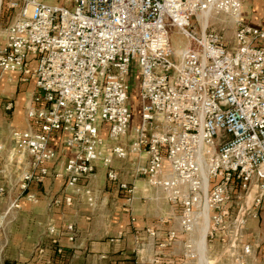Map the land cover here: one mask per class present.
I'll list each match as a JSON object with an SVG mask.
<instances>
[{"label":"built area","instance_id":"1","mask_svg":"<svg viewBox=\"0 0 264 264\" xmlns=\"http://www.w3.org/2000/svg\"><path fill=\"white\" fill-rule=\"evenodd\" d=\"M244 1L0 0V11L15 12L0 36V72L37 89L27 128L12 131L13 149L0 163L2 179L9 166L18 172V194L0 211V232L23 200H38L33 186L50 177L63 182L51 207L72 206L81 189L91 197L88 182L100 166L131 203L136 187L114 163L132 160L133 175L178 210V228L160 248L182 234L181 263L195 260L192 234L207 213V238L222 242L234 264H249L248 223L264 224V27L245 21ZM213 14L231 17L232 41L211 28ZM171 28L187 39L180 52ZM132 79L140 105L135 124ZM44 234L61 254L60 238L74 241L77 228L49 222ZM37 251L44 256L43 246Z\"/></svg>","mask_w":264,"mask_h":264},{"label":"crops","instance_id":"2","mask_svg":"<svg viewBox=\"0 0 264 264\" xmlns=\"http://www.w3.org/2000/svg\"><path fill=\"white\" fill-rule=\"evenodd\" d=\"M258 1H244L242 17L251 25L264 27V22L251 19V14L255 17L260 13L258 5H253ZM231 20L227 23L232 24ZM36 92L33 81L22 82L17 73L0 72L1 163L6 162L3 147L13 144L12 131L27 128L26 111ZM64 155L67 153H63L61 165ZM8 169L5 178L0 175V187L6 188L5 194L0 195V211L6 209L18 194L15 186L18 172L13 166ZM130 183L135 185L136 194L128 203L126 193L108 180L106 182V176L97 170L88 182L91 197L81 189L80 193L73 192L75 203L72 206L61 204L52 207L51 198L62 191V180L50 177L45 183L34 185L32 190L37 193L38 200L34 203L23 200L22 209L9 216L0 232V264H46L45 258L53 264H159L157 260L162 264H187L181 263L186 236L179 235L168 248L159 247L167 232L178 228V210L159 192L149 188L146 182L135 180ZM49 222L59 228L72 223L77 228L74 241H69L66 236L60 238L61 254L56 253V247L45 237ZM260 222L251 219L248 228L255 229ZM147 230L156 231V236H150ZM40 246L45 248L43 257L37 251ZM33 253L34 259H38L36 263L29 262Z\"/></svg>","mask_w":264,"mask_h":264},{"label":"rangeland","instance_id":"3","mask_svg":"<svg viewBox=\"0 0 264 264\" xmlns=\"http://www.w3.org/2000/svg\"><path fill=\"white\" fill-rule=\"evenodd\" d=\"M41 1L48 3V4H64V0H41ZM253 5L254 6L258 5L260 13L255 12L256 13L255 17L251 14V19L257 22L259 21L264 22V0H260L258 1V4L254 3ZM71 6L69 7L71 8ZM14 17H15V12L9 11L5 7L1 9L0 11V36L1 37H4L6 33V28L8 24L13 20ZM201 18H204V16H201ZM209 18H210V15L209 16L207 15V20ZM227 20L228 21L231 20V17L229 15L213 14L210 18L211 28H213L216 31H220L221 33L224 34L225 38L228 41H232L233 32H234V24L233 23L228 24ZM195 21L196 20H193V23H195ZM231 21L233 22V20ZM170 40H171V44L174 50H177L180 47L184 48L187 45V39L182 34H180L176 28L170 29ZM171 60L177 61L178 60L177 55L174 54L171 57ZM131 100H132V111H133L132 124H135L139 120L140 105H139L138 87L133 79H132ZM10 149H13V144L9 145L8 147H3L2 150L6 153L4 154L6 157L9 154ZM131 161L132 160H128V161L116 160L114 163V167H116L119 170V172L122 175V178L125 181L131 182V181L139 180L142 182H146L145 179H143L142 177H136L135 175H133L132 170H131ZM5 163L3 162V165H5ZM13 169L15 170V166H13ZM98 170L99 171L101 170L103 172V175L106 176L107 169L105 167L101 166L98 168ZM11 173L12 175H14L13 171H11ZM13 177H15V175ZM106 182H107V176H106ZM170 225L173 226V224H170ZM205 225L207 227V230L205 232V236L203 239L202 233L204 231ZM247 229L248 230L245 232L243 238L247 243L253 246V250H254L253 255L248 260V263L249 264H264V259L262 257V244L264 243V224L260 222L255 227V229H252V228L251 229L247 228ZM207 232H208V217L206 219L204 216L203 220H201L200 223L196 225L195 230L192 234V238L195 239L196 249L199 255L195 260L189 261L187 264H234V258H232L230 255L224 252L222 242L210 241V239L207 238ZM182 254H183V251H182ZM30 260L29 262H34V263L38 261V259H36L37 261L34 259V253L32 255V261ZM21 264H27V263H21Z\"/></svg>","mask_w":264,"mask_h":264},{"label":"bare ground","instance_id":"4","mask_svg":"<svg viewBox=\"0 0 264 264\" xmlns=\"http://www.w3.org/2000/svg\"><path fill=\"white\" fill-rule=\"evenodd\" d=\"M178 49H179V50H178ZM178 49H177V51L180 52V51L183 49V47H182V48L180 47V48H178ZM204 216H205V218L207 219V217H208V216H207V213H206ZM206 230H207V227H206V225H205V227H204V231H203V233H202V238H203V239H204V236H205V232H206Z\"/></svg>","mask_w":264,"mask_h":264}]
</instances>
